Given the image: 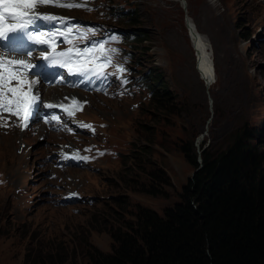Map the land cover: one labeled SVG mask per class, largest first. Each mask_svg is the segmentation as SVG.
Listing matches in <instances>:
<instances>
[{
  "label": "rangeland",
  "instance_id": "rangeland-1",
  "mask_svg": "<svg viewBox=\"0 0 264 264\" xmlns=\"http://www.w3.org/2000/svg\"><path fill=\"white\" fill-rule=\"evenodd\" d=\"M182 2L209 45L217 70L210 87L196 69ZM91 9L90 16L72 15L148 37L125 47L137 82L117 79L106 98L87 97L80 118L92 126L75 138L39 124L0 129V264H42L57 252L84 264L86 251L110 252L109 231L133 221L137 207L162 215L178 202L194 172L178 147L192 133L199 149L204 140L205 147L221 143L242 123L264 122V0H101ZM127 12L137 13L135 26ZM153 68L167 87L165 111L148 105L140 83ZM55 92L65 102L80 94ZM74 144L85 151V164L55 166L58 153ZM156 173L167 184L157 186ZM150 185L162 194H147ZM69 192L83 200L61 204Z\"/></svg>",
  "mask_w": 264,
  "mask_h": 264
},
{
  "label": "trees",
  "instance_id": "trees-1",
  "mask_svg": "<svg viewBox=\"0 0 264 264\" xmlns=\"http://www.w3.org/2000/svg\"><path fill=\"white\" fill-rule=\"evenodd\" d=\"M108 7L122 16L112 3ZM127 13L135 26L137 13ZM132 36L135 43L148 40L144 32ZM157 73L153 68L146 82L148 105L165 111L169 96ZM195 134L178 147L197 169L178 202L162 215L137 207L133 221L109 231L111 251H86L84 264H264V122L242 123L217 145L205 147L204 140L199 156ZM154 178L157 186L167 184L158 173ZM143 190L153 197L162 194L155 185ZM45 259L42 264H77L61 252Z\"/></svg>",
  "mask_w": 264,
  "mask_h": 264
},
{
  "label": "snow or ice",
  "instance_id": "snow-or-ice-1",
  "mask_svg": "<svg viewBox=\"0 0 264 264\" xmlns=\"http://www.w3.org/2000/svg\"><path fill=\"white\" fill-rule=\"evenodd\" d=\"M47 5L67 9L84 8L86 11H92L86 3H79L76 0H0V41H8L7 44H0V48L8 49L7 52H0V127L14 125L23 131L28 128L30 120L38 116L40 95L35 89L39 80L30 79V75L38 76L33 69L41 65L32 63V51H27L26 58H12L9 55L10 52L24 51L27 48L25 40L37 46H47L41 53L44 61L66 69L70 75H80L85 80L94 77L97 80L107 81L112 75L121 79L127 72L122 64H116L114 72L107 71L113 67V59L118 49L108 48L106 45L116 42L115 36L80 48L76 47L73 41L78 39L83 43L89 36L96 35L95 29L85 30L71 26L61 29L56 28L54 23L55 30L41 31L39 21L56 22L59 25L68 24L66 17L39 11L40 7ZM58 41H63L69 47L58 51L60 47ZM121 83H127V81L121 79ZM70 104L75 105L76 110L83 108V104L74 98L70 100ZM44 107L49 109L60 107L67 111L69 116L74 114L65 105L48 103ZM51 120L60 122L55 115L51 117ZM48 122L45 120V123ZM81 127L91 128L90 125H81Z\"/></svg>",
  "mask_w": 264,
  "mask_h": 264
},
{
  "label": "clouds",
  "instance_id": "clouds-1",
  "mask_svg": "<svg viewBox=\"0 0 264 264\" xmlns=\"http://www.w3.org/2000/svg\"><path fill=\"white\" fill-rule=\"evenodd\" d=\"M75 17V16H74ZM88 19H83V18H80V19H78L77 17H75V21H78V22H81L82 23V21H87ZM136 44V43H135ZM134 46V45H133ZM131 54V53H130ZM132 55V54H131ZM144 80H145V78H144ZM147 82V80H145V83ZM39 88H42V89H44V87L43 86H41V85H39ZM50 89H52V88H50ZM48 89H46V91H47ZM57 90V89H56ZM48 92V91H47ZM46 97H47V99H50V98H54V97H52V96H50V97H48L47 96V94H46ZM46 97H45V99H46ZM96 97H98V96H96ZM100 97H102V98H105V97H103V96H100ZM58 98L59 97H56V98H54V99H56V104H60V103H62V102H64V101H58ZM84 98L86 99L87 98V95H85L84 96ZM85 99H83V102H84V100ZM73 112H74V114L73 115H71V116H69V115H66L65 116V118H63V119H61L62 120V122H64V123H67V125H70L71 124V122H68V121H66V119H72V120H75L76 122H82V121H85V120H82L81 118H80V114L82 113V112H80L79 110H73ZM92 123L91 121H85V123ZM32 124H39V125H41L43 128H45L48 132H50V133H53V134H56V135H59V136H62V137H73V138H75V137H77L81 132H79V133H71L70 131H69V129H61V128H57L56 129V131H51L47 126H43V120H40V121H38V119L37 118H33L32 120H30V122H29V126L30 125H32ZM16 126H13V127H11V128H9V129H12V130H16ZM19 128V127H18ZM0 129H6V128H4V127H2V128H0ZM66 149H67V152L66 151H63V150H61L59 153H58V158L55 160V166H57L58 164H60L62 161H64V155L66 154V153H70V152H74V153H79L78 155H79V157H78V159L77 160H75V161H73V164L70 166V167H77V166H82V165H84L85 164V160H84V157L86 156V153H85V151L78 145V144H74V145H72V146H66L65 147ZM197 150V152H198V156L200 155V148L199 149H196ZM198 163H200V158H198ZM197 170V169H196ZM195 170V171H196ZM194 171V172H195ZM194 172H193V174H194ZM192 177V176H191ZM79 200H83V199H81V197L79 198L78 197V193H72V192H69V193H66V194H64L63 196H62V199H61V204H66V203H73V202H78ZM151 209V208H150Z\"/></svg>",
  "mask_w": 264,
  "mask_h": 264
},
{
  "label": "bare ground",
  "instance_id": "bare-ground-1",
  "mask_svg": "<svg viewBox=\"0 0 264 264\" xmlns=\"http://www.w3.org/2000/svg\"><path fill=\"white\" fill-rule=\"evenodd\" d=\"M195 34H193L191 38V41L195 47V52L198 56V62H199V67H200V71L199 72V75H200V78L202 79V81L204 82L203 84L206 86V87H210L211 85H213V83L215 82V75H214V70H213V73H212V68H213V61H212V57L209 53V45L207 43V40L206 38L200 34L197 29L195 31ZM193 47V48H194ZM211 61H212V64H211ZM197 63V62H196ZM56 89H59V88H52V89H48L47 91V96L50 97H59V95L55 92ZM36 90V89H35ZM46 99L47 101H51L53 103H56V99ZM86 110V108L84 109ZM9 130V129H7Z\"/></svg>",
  "mask_w": 264,
  "mask_h": 264
},
{
  "label": "water",
  "instance_id": "water-1",
  "mask_svg": "<svg viewBox=\"0 0 264 264\" xmlns=\"http://www.w3.org/2000/svg\"><path fill=\"white\" fill-rule=\"evenodd\" d=\"M182 8H183V10H184V13H185V24H186V27H187V29H188V31H189V34L191 35V37L193 36V34H195V35H197L196 33H195V31H196V27H195V25L193 24V22L191 21V19L187 16V11H186V6H185V3L184 2H182ZM194 46V45H193ZM194 49H195V47H194ZM198 56H197V59H196V62H197V66H196V69H197V71H200V67H199V62H198ZM211 64H212V61H211ZM212 73H213V68H212ZM200 168V167H199ZM197 171V170H196ZM195 171V172H196ZM192 176H193V174H192Z\"/></svg>",
  "mask_w": 264,
  "mask_h": 264
}]
</instances>
